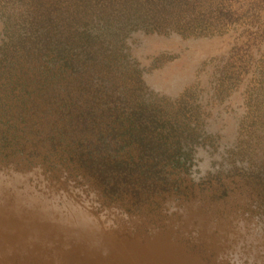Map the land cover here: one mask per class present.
<instances>
[{
    "label": "rangeland",
    "instance_id": "rangeland-1",
    "mask_svg": "<svg viewBox=\"0 0 264 264\" xmlns=\"http://www.w3.org/2000/svg\"><path fill=\"white\" fill-rule=\"evenodd\" d=\"M118 1L86 0L80 9L82 0L75 1L68 19L85 24L80 16ZM163 1L139 6L137 15L139 21L149 18L141 15L160 3L168 7L164 23L154 28L149 19L137 30L138 22L128 21L136 29L125 49L117 43L118 50L111 45L108 53L117 64L128 63L122 52L136 59L144 89L129 75L120 77L127 87H138V95L147 87L163 96L153 113L211 118L208 134L200 133L203 152L190 168L198 185L174 172L169 190H129L119 197L73 167L2 157L0 264H264V202L254 193L242 195L233 184L238 176L215 175L218 154H227L249 131L237 128L234 116L252 73L264 69V0ZM2 9L13 13L11 21L23 15L14 0H0ZM71 23L67 28L77 29ZM194 97L206 105L199 116Z\"/></svg>",
    "mask_w": 264,
    "mask_h": 264
},
{
    "label": "trees",
    "instance_id": "trees-1",
    "mask_svg": "<svg viewBox=\"0 0 264 264\" xmlns=\"http://www.w3.org/2000/svg\"><path fill=\"white\" fill-rule=\"evenodd\" d=\"M75 1L14 0L23 8L18 21L10 20V10L0 11V158L73 167L119 197L129 190L141 195L169 190L174 172L189 176L184 182L195 187L190 168L203 152L200 133L208 134L204 130L211 118L153 113L165 102L163 96L147 87V94L138 95V87H127L121 79L129 75L144 89L136 59L122 52L128 63L117 64L114 53H108L111 45L113 52L118 44L125 49L128 34L136 29L128 21H137L140 30L139 22L151 19L155 28L165 22L168 7L158 3L154 12L147 7L150 13L141 16L149 18L139 21V6L154 0H120L117 7L80 16L85 25L68 19ZM125 8L134 9L132 17L120 14ZM67 21L77 29H68ZM248 82L247 98L243 91L234 116L237 128L249 127L234 142L244 150L232 144L223 151L227 154L219 153L215 175L238 176L235 188L264 202V69L253 72ZM194 98L199 116L206 105ZM135 183L138 189L132 191Z\"/></svg>",
    "mask_w": 264,
    "mask_h": 264
}]
</instances>
